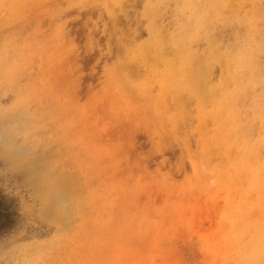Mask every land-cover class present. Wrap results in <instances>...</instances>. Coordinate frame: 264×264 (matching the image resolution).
<instances>
[{
  "label": "rangeland",
  "instance_id": "1",
  "mask_svg": "<svg viewBox=\"0 0 264 264\" xmlns=\"http://www.w3.org/2000/svg\"><path fill=\"white\" fill-rule=\"evenodd\" d=\"M147 1L46 0L29 16L0 20V38L15 33L28 38L21 82L31 88L33 81L29 94L40 110L38 126L47 133L69 131L54 152L62 165L81 168L84 198L96 203L84 224L76 221L73 231H63L41 217L42 204L31 187L0 171V264H237L239 221L264 216V206L255 205L244 181L222 165L221 153L213 166L205 165L196 131L198 126L208 131L213 124L197 121L194 113L175 124L171 98L167 112L154 108L153 102L162 103L158 88L147 94L135 85L145 75L142 62L129 60L134 53L129 43L150 37L148 18L141 14ZM105 3H110L113 20L102 9ZM0 4L6 5L0 11L4 17L10 12L7 0ZM250 7L245 1L240 11ZM238 8L234 3L231 9ZM52 10L56 15H50ZM26 27L31 35L23 32ZM231 28L216 31L218 41L220 32L226 29L230 36ZM198 44L205 46L206 40ZM224 67L221 61L220 70ZM114 70L120 75H112ZM261 72L264 77V68ZM128 81L126 101L119 85ZM12 94L8 87L1 107H11ZM226 181L232 182L230 191ZM230 202L233 210L243 202L255 206L250 215H242L244 205L239 213L230 212ZM231 213L238 215L237 222L228 220ZM106 225L120 228L118 234L100 233ZM55 240H61L57 247L50 244Z\"/></svg>",
  "mask_w": 264,
  "mask_h": 264
},
{
  "label": "bare ground",
  "instance_id": "2",
  "mask_svg": "<svg viewBox=\"0 0 264 264\" xmlns=\"http://www.w3.org/2000/svg\"><path fill=\"white\" fill-rule=\"evenodd\" d=\"M44 1L7 0L10 12L4 17L0 15V20L7 22L27 13L29 16ZM122 1L111 0V3ZM245 1H249L251 7L242 13L240 8ZM234 3H238V9H231ZM109 5L105 3L102 9L107 18L113 20L114 12ZM3 6L6 5L0 4V11L4 10ZM51 14L56 15L53 10ZM141 14L148 18L150 37L145 41L135 37L129 43L134 53L132 51L128 58L142 62L141 73L145 75L144 81H135V85L147 94L158 88L157 101L162 103L153 102L154 108L160 106L167 112L171 98L177 109L170 117L175 124L183 115L185 118L191 113L197 121L211 122L210 130L200 131L201 126H198L196 131V137L203 142L205 165L213 166L214 156L221 153L222 165L226 163L230 171L244 181V191L253 194L255 205L261 208L264 206V77L261 72L264 68V0H148ZM167 14L169 21L164 18ZM226 25L232 26L231 35L227 36L224 29L218 41L216 31ZM27 28L23 32L31 35ZM27 40L19 33L0 38V171H7L18 185L31 187L35 199L41 201V217L58 223L60 230L70 232L76 221L86 222L87 210L95 211L96 203H92V198H84L86 189L81 182V168L69 162L62 165L57 160L54 150L60 141L68 139L69 131L47 133L43 126H38L40 110L35 108L38 104H33L34 96L29 94L33 81L31 88L21 82L25 80L21 61L26 57ZM201 40H206L205 46L198 44ZM221 61L225 65L223 70H220ZM114 71L112 75H120ZM213 79L215 82L210 83ZM121 85L119 92L126 100L130 96L127 85L132 82ZM8 87L13 91L9 100L11 107H1ZM73 119L80 122L77 116ZM226 182L225 190L230 191L232 182ZM246 203H242L246 210L242 215H250L254 209V204L248 203L246 207ZM238 204L240 207L233 210L230 202L229 211L239 213L242 204ZM98 207L99 211L104 209ZM237 216L231 213L228 220L237 222ZM238 226L234 236L239 250L237 264H264V216L258 220L241 219ZM101 229L100 233L115 231L116 235L120 230L109 225ZM60 242L55 240L50 244L57 247ZM235 244L232 241L231 247Z\"/></svg>",
  "mask_w": 264,
  "mask_h": 264
}]
</instances>
